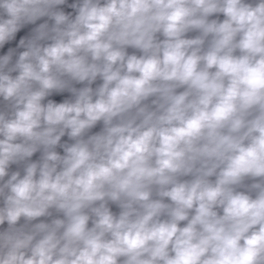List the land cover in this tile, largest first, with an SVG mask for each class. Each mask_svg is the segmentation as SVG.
I'll list each match as a JSON object with an SVG mask.
<instances>
[{
	"label": "clouds",
	"instance_id": "clouds-1",
	"mask_svg": "<svg viewBox=\"0 0 264 264\" xmlns=\"http://www.w3.org/2000/svg\"><path fill=\"white\" fill-rule=\"evenodd\" d=\"M0 264H264V0H0Z\"/></svg>",
	"mask_w": 264,
	"mask_h": 264
}]
</instances>
